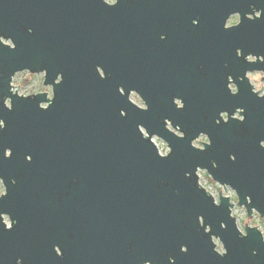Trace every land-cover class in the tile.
Wrapping results in <instances>:
<instances>
[{
	"label": "water",
	"instance_id": "water-1",
	"mask_svg": "<svg viewBox=\"0 0 264 264\" xmlns=\"http://www.w3.org/2000/svg\"><path fill=\"white\" fill-rule=\"evenodd\" d=\"M171 1L178 25L156 15ZM0 35V264H264L263 232L199 175L264 218V97L245 77L264 70L245 60L264 57V0H0ZM22 72L52 98L24 95Z\"/></svg>",
	"mask_w": 264,
	"mask_h": 264
},
{
	"label": "rangeland",
	"instance_id": "rangeland-1",
	"mask_svg": "<svg viewBox=\"0 0 264 264\" xmlns=\"http://www.w3.org/2000/svg\"><path fill=\"white\" fill-rule=\"evenodd\" d=\"M13 84H20L24 95L39 93V92H50L52 97V87L44 85V74H31L29 72L18 73L13 81ZM16 89V88H15ZM132 99H138L135 95L131 96ZM140 100L138 99V104ZM179 133V132H178ZM157 142H163L161 139L155 137ZM199 141H205L200 138V140L195 143L202 146ZM200 181L203 186L218 200L219 195L223 194L225 196L231 197L232 202L235 204L233 208V215L237 218V223L243 232H245V227L247 225L252 227H258L264 234V218L259 214L254 213L252 217H249L247 211L244 207L238 206L237 194L230 187L224 188L223 186L216 183L206 171H200ZM9 221V220H7ZM217 249L219 250L223 247L219 240H216Z\"/></svg>",
	"mask_w": 264,
	"mask_h": 264
},
{
	"label": "flooded vegetation",
	"instance_id": "flooded-vegetation-1",
	"mask_svg": "<svg viewBox=\"0 0 264 264\" xmlns=\"http://www.w3.org/2000/svg\"><path fill=\"white\" fill-rule=\"evenodd\" d=\"M185 1V0H184ZM173 4L174 2L171 1V7H172V12L171 11H168V12H156V15H161L163 14V16L168 19L169 23L171 24H176L178 25L179 24V20H178V17L175 16V13L173 11ZM251 17V16H250ZM252 18V17H251ZM240 23V15L239 14H233L231 15L228 19H227V22H226V28L228 29L229 26H237L238 24ZM167 36L166 35H162L161 36V39H166ZM240 56V55H239ZM260 60V61H264V57L263 56H260V57H257L256 55L254 54H249L245 57V60L247 62H256L257 60ZM246 79L248 80V83L250 85V92L253 93L254 95H256L258 98H262L264 97V70H261V69H254V70H248L246 72V75H245ZM238 80L240 81H243V77L240 76L238 77ZM228 81H229V84H228V89L230 90V92L233 94L232 92V89H233V86H235L236 89H238V92H239V85L237 83V81L232 77V76H229L228 77ZM237 92V93H238ZM236 93V94H237ZM250 93V94H251ZM132 95H135L139 100H140V103L138 104L139 106H141L142 104L145 105L144 101L141 99V97L137 94V93H132ZM50 97V95H49ZM52 98V97H50ZM132 99V98H131ZM180 102V101H179ZM181 103V102H180ZM143 108V107H142ZM244 112V109L242 108H237L236 109V112L235 114L233 115V117L235 118L237 113H239L240 116L244 117V115H242V113ZM201 137H206L207 140L209 141L208 139V136L207 135H201L199 137L198 140H200ZM197 140V141H198ZM200 144L202 145L203 142L205 141H199ZM203 147V146H202ZM233 157V155H232ZM200 171H203V170H200ZM200 171H199V175H200ZM208 174V173H207ZM202 185V184H201ZM204 187V186H203ZM225 188V187H224ZM208 191V190H207ZM209 192V191H208ZM216 201H218L216 199Z\"/></svg>",
	"mask_w": 264,
	"mask_h": 264
},
{
	"label": "snow or ice",
	"instance_id": "snow-or-ice-1",
	"mask_svg": "<svg viewBox=\"0 0 264 264\" xmlns=\"http://www.w3.org/2000/svg\"><path fill=\"white\" fill-rule=\"evenodd\" d=\"M117 2H118V0H117ZM257 15L259 16L260 14L258 13ZM196 23H198V21L195 22L194 24H196ZM234 27H235V26H229V29H232V28H234ZM0 40H2V35H0ZM0 44H3V45H5V44H11V42H10V41H3V43H0ZM15 47H16L15 44H11V48H15ZM236 52H237L238 55H242V54H243V53H242V50H241L240 48H237V49H236ZM104 74H105L104 71H101V72H100V75H101V76H104ZM57 82L59 83V81H57ZM124 90H125L124 88H121V89H120L121 92H123ZM232 92H233V94H236V93L238 92V89H235V90L232 89ZM5 103H8L9 106L12 107V101L9 100V101H6ZM176 103H177V105L180 107V109H183V108L185 107V102H184L183 104H181L179 101H176ZM43 107L47 108L48 105L45 104V105H43ZM141 107H143V108H145V109L147 108V106H146V105H143V104L141 105ZM219 115L223 117L224 121H228V120H229V115H228V113H227L226 111H220V112H219ZM235 119L238 120V121H243L245 118L242 117V116H240L239 113H237ZM216 123L219 124L220 121H219V120H216ZM4 127H5V121H4V120H0V129H3ZM202 139H204L205 142H207V143H209V144L212 143V141H208L206 137H202ZM259 143H260V145H261L262 147H264V139H261V140L259 141ZM7 149H8V151H4V156H5V157H10V156L12 155V150H11L10 148H7ZM31 159H32V157H31V156H28V160H31ZM232 159L235 160L236 157L233 156ZM13 183H15V181H13ZM0 187L3 188V191L0 192V198H3V197L6 196V194H7V192H8V188L5 187V179L3 178V176H0ZM217 202L219 203V201H217ZM4 220L7 221V220H8V217H4ZM204 222H205V218H204V216H200V217H199V223H200L201 225H203ZM9 227H11V225H9ZM247 234H248L247 232L244 233L245 236H246ZM221 248L223 249V251H220ZM221 248H220L218 251H219V254H220L221 256H223V255L226 254L227 249H226V247H221ZM181 251H183V252H187V251H188V248H187V245H186V244H182V245H181ZM56 253H57L58 255H62V250H61V248H57V249H56Z\"/></svg>",
	"mask_w": 264,
	"mask_h": 264
},
{
	"label": "built area",
	"instance_id": "built-area-1",
	"mask_svg": "<svg viewBox=\"0 0 264 264\" xmlns=\"http://www.w3.org/2000/svg\"><path fill=\"white\" fill-rule=\"evenodd\" d=\"M156 145L160 148V152L161 153H167V152H169V147L167 146V144L164 141L163 142H157L156 141Z\"/></svg>",
	"mask_w": 264,
	"mask_h": 264
},
{
	"label": "clouds",
	"instance_id": "clouds-1",
	"mask_svg": "<svg viewBox=\"0 0 264 264\" xmlns=\"http://www.w3.org/2000/svg\"><path fill=\"white\" fill-rule=\"evenodd\" d=\"M105 2L109 5H115L118 3L117 0H105ZM235 89H236L235 86H233V90H235ZM2 191H3V188L0 187V192H2ZM220 251H223V249L221 248ZM145 264H146V262H145Z\"/></svg>",
	"mask_w": 264,
	"mask_h": 264
}]
</instances>
